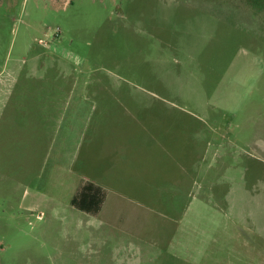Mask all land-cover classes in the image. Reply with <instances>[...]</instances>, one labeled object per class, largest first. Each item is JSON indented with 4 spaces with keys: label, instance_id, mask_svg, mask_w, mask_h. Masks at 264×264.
I'll return each instance as SVG.
<instances>
[{
    "label": "rangeland",
    "instance_id": "rangeland-1",
    "mask_svg": "<svg viewBox=\"0 0 264 264\" xmlns=\"http://www.w3.org/2000/svg\"><path fill=\"white\" fill-rule=\"evenodd\" d=\"M0 264H264V0H0Z\"/></svg>",
    "mask_w": 264,
    "mask_h": 264
},
{
    "label": "trees",
    "instance_id": "trees-1",
    "mask_svg": "<svg viewBox=\"0 0 264 264\" xmlns=\"http://www.w3.org/2000/svg\"><path fill=\"white\" fill-rule=\"evenodd\" d=\"M71 205L80 212L97 214L102 205L100 188L92 183H85L71 199Z\"/></svg>",
    "mask_w": 264,
    "mask_h": 264
},
{
    "label": "crops",
    "instance_id": "crops-1",
    "mask_svg": "<svg viewBox=\"0 0 264 264\" xmlns=\"http://www.w3.org/2000/svg\"><path fill=\"white\" fill-rule=\"evenodd\" d=\"M72 133H73V132H72ZM68 136H69V135H68ZM71 140H72V134H71ZM72 143H73V141H72ZM75 195H76V192H75L74 196H75ZM74 196H73V197H74ZM73 197H72V198H73Z\"/></svg>",
    "mask_w": 264,
    "mask_h": 264
}]
</instances>
